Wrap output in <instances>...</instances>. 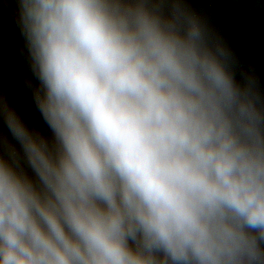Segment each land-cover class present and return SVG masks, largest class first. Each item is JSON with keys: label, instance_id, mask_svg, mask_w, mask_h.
Masks as SVG:
<instances>
[{"label": "clouds", "instance_id": "9594fccd", "mask_svg": "<svg viewBox=\"0 0 264 264\" xmlns=\"http://www.w3.org/2000/svg\"><path fill=\"white\" fill-rule=\"evenodd\" d=\"M0 16V264H264V66L213 0Z\"/></svg>", "mask_w": 264, "mask_h": 264}, {"label": "water", "instance_id": "95a60500", "mask_svg": "<svg viewBox=\"0 0 264 264\" xmlns=\"http://www.w3.org/2000/svg\"><path fill=\"white\" fill-rule=\"evenodd\" d=\"M214 13L238 49L264 66V7L255 0H213ZM16 43L6 16H0V83L14 87Z\"/></svg>", "mask_w": 264, "mask_h": 264}]
</instances>
